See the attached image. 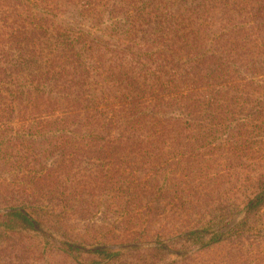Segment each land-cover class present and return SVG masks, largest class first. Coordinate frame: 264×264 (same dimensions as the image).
<instances>
[{"label":"trees","instance_id":"1","mask_svg":"<svg viewBox=\"0 0 264 264\" xmlns=\"http://www.w3.org/2000/svg\"><path fill=\"white\" fill-rule=\"evenodd\" d=\"M79 1L75 5L93 10L90 24L102 22V14L114 17L101 36L91 38V32L69 29L44 32L47 19L28 28L24 25L28 12L23 13V23L15 10L4 9L0 14L2 113H13L16 108L37 110L55 94L64 101L58 121L72 129L75 145L139 148L163 142L170 132L176 133L172 143L180 145L182 135L197 142L216 112L230 113L239 99L248 102L247 94H258L263 88L264 0ZM215 11L219 17H210ZM114 13L123 15L118 18ZM258 49L260 59L253 56ZM239 58L245 61L238 64ZM38 177H33L30 191L45 181ZM12 208L0 215V258L8 252L5 262L21 264L22 243L53 214L30 202ZM153 211L150 208L144 214ZM107 218L102 228L113 235L111 242H103L101 238L108 233L97 232L99 225L88 229L84 222L87 232L76 236V242L66 243L77 264H187L192 252H180L222 240L210 232L213 226H205L156 240L155 246L147 248L136 246L146 242L135 241L112 249L138 233L129 222L135 223L136 217L116 212ZM63 223L54 225L71 224ZM47 230L59 233L53 226ZM208 231L212 238L206 242ZM139 233L149 238L145 227ZM120 237L124 240L119 241ZM12 239L14 243L7 241Z\"/></svg>","mask_w":264,"mask_h":264},{"label":"rangeland","instance_id":"2","mask_svg":"<svg viewBox=\"0 0 264 264\" xmlns=\"http://www.w3.org/2000/svg\"><path fill=\"white\" fill-rule=\"evenodd\" d=\"M0 1V14L4 9L15 10L20 22L23 13L28 12L24 24L28 28L47 19L43 20L44 32L69 29L98 37L110 25V19L114 20L102 14V22L90 24L93 10L75 5L79 0ZM99 2L106 0L96 3ZM114 14L118 18L123 15ZM209 16L219 14L215 11ZM260 53L258 49L253 56L260 59ZM244 59L239 58L238 64ZM263 85L258 94H247L248 102L239 99L230 113L216 112L209 125L212 130L205 128L197 142L182 135L180 145L172 143L176 135L173 132L166 136V142L139 148L110 150L75 145L72 129L58 121L64 101L55 94L47 106L37 110L16 108L6 114L1 106L0 215L29 202L53 214L46 225H36L38 233L28 234L30 237L22 243L21 264H77L67 252L66 243L87 232L82 227L84 222L88 229L99 225L97 232L108 233L101 238L103 242H111L113 235L110 237V232L102 228L107 224L102 223L116 212L136 217L135 223L129 222L138 233L130 237L132 242H122L112 249L134 245L135 241L146 242L136 246L147 248L155 246L156 240L179 236L188 229L213 226L210 232L218 233L222 240L207 248L191 247L180 252H192L187 264H264ZM61 140L65 145H61ZM62 151L68 155H62ZM37 175L45 181L38 182L40 188L30 191ZM150 208L154 211L144 214ZM56 222L71 224H61L60 228L54 225ZM48 226L59 233H50ZM144 227L148 239L146 235L139 237ZM64 231L68 234L65 237ZM210 232L206 242L211 241ZM7 254L3 253L0 264H14L5 262Z\"/></svg>","mask_w":264,"mask_h":264}]
</instances>
